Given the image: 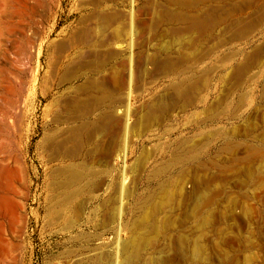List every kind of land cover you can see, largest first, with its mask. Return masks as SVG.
I'll list each match as a JSON object with an SVG mask.
<instances>
[{
	"label": "rangeland",
	"instance_id": "rangeland-1",
	"mask_svg": "<svg viewBox=\"0 0 264 264\" xmlns=\"http://www.w3.org/2000/svg\"><path fill=\"white\" fill-rule=\"evenodd\" d=\"M0 10V264H264V0Z\"/></svg>",
	"mask_w": 264,
	"mask_h": 264
},
{
	"label": "crops",
	"instance_id": "crops-1",
	"mask_svg": "<svg viewBox=\"0 0 264 264\" xmlns=\"http://www.w3.org/2000/svg\"><path fill=\"white\" fill-rule=\"evenodd\" d=\"M111 72L107 69L103 73L98 74V82L100 85L106 86V89H110L115 86L119 95V104L124 110L130 107V92H131V74L130 68H123L118 70L115 77H111Z\"/></svg>",
	"mask_w": 264,
	"mask_h": 264
},
{
	"label": "bare ground",
	"instance_id": "bare-ground-1",
	"mask_svg": "<svg viewBox=\"0 0 264 264\" xmlns=\"http://www.w3.org/2000/svg\"><path fill=\"white\" fill-rule=\"evenodd\" d=\"M1 11V10H0ZM2 20V19H1ZM0 26H4L3 25V22L0 23ZM7 26V25H6ZM8 39V38H7ZM10 40V39H9ZM15 170V169H14ZM2 172H5V171H2ZM3 175V174H2ZM6 175V174H5ZM6 177V176H5ZM10 200V199H9ZM6 205V206H5ZM5 206V207H4ZM7 207V204H6V200L5 199H1L0 198V211L3 210V208H6ZM6 215V214H5ZM12 221V220H11ZM8 244V243H7ZM3 248V247H2Z\"/></svg>",
	"mask_w": 264,
	"mask_h": 264
}]
</instances>
